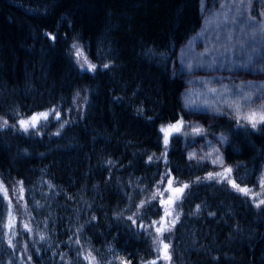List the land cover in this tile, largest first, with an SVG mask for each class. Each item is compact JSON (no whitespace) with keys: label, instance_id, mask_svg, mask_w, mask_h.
Instances as JSON below:
<instances>
[{"label":"trees","instance_id":"trees-1","mask_svg":"<svg viewBox=\"0 0 264 264\" xmlns=\"http://www.w3.org/2000/svg\"><path fill=\"white\" fill-rule=\"evenodd\" d=\"M200 1L0 0V187L20 186L27 225L17 215L10 247L0 190V264H104L107 246L130 264H161L149 226L168 179L182 191L176 220L157 233L166 264H264V122L207 126L224 137L228 180L160 130L185 116L171 67L200 26ZM72 43L93 70L76 64ZM44 109L57 117L15 127Z\"/></svg>","mask_w":264,"mask_h":264},{"label":"rangeland","instance_id":"rangeland-1","mask_svg":"<svg viewBox=\"0 0 264 264\" xmlns=\"http://www.w3.org/2000/svg\"><path fill=\"white\" fill-rule=\"evenodd\" d=\"M200 26L177 49L171 74L183 79V89L180 94L184 117L160 126L163 139L165 131L168 136L180 134L182 151L187 159L197 160L214 168L212 175L227 179L228 171L222 166L221 148L224 137L217 132L207 133L209 123L217 117L252 125L249 117L256 113L257 123L260 114L264 112V0H214L212 4L206 1L199 3ZM222 34L225 40L219 44L217 36ZM229 50L224 45L229 43ZM72 56L82 69H90L89 62L81 47L72 43ZM217 47H222L219 50ZM79 53V54H78ZM47 113V117H39L35 127L47 118H56L52 109L33 112L15 121V127L21 131L35 127L31 126L32 117ZM21 121H27L22 125ZM63 121H60L62 123ZM5 122H1L3 126ZM7 125V124H6ZM175 125L179 131L171 126ZM27 128V130H25ZM196 129H200L199 132ZM228 180V179H227ZM264 162L257 175L256 198L264 191ZM182 187L174 185L168 179L165 186L156 192L161 203L162 211L157 219L149 226L150 235L154 240L155 251L161 264L164 259L165 242L159 232L165 231L177 218L175 202ZM5 206L3 229L7 242L12 247L15 234L16 217L19 224L26 229V219L23 217L22 190L14 184L9 192L0 187ZM248 193V192H247ZM19 210V212L17 211ZM157 229H160L158 232ZM152 231V232H151ZM104 264H130L127 255L112 246L106 248ZM20 255L17 254L16 260ZM7 263L10 264L9 258Z\"/></svg>","mask_w":264,"mask_h":264},{"label":"snow or ice","instance_id":"snow-or-ice-1","mask_svg":"<svg viewBox=\"0 0 264 264\" xmlns=\"http://www.w3.org/2000/svg\"><path fill=\"white\" fill-rule=\"evenodd\" d=\"M78 54H79V53H78ZM105 67H106V66H105ZM89 68H90V70H93V69L95 68V65H90ZM39 117H45V118H46V117H47V113H41V114H39L38 117H32V118H31V120H32L31 126H32V127H35V122H36V120H37ZM246 118L249 119L250 122H252V127L255 128V127H256V124H257V122H258V121H256V119H255V118H256V113H252L249 117H246ZM259 121H260V122H264V112H262V113L260 114ZM6 123H7V122L5 121V124H6ZM21 124H22V125H27L28 122H27V121H21ZM171 127H172L174 130L179 131V128H177L175 125H173V126H171ZM25 130H27V128H25ZM162 131H165V145H167V143H168V133H167V130L162 129ZM196 131L199 132L200 129H196ZM150 159H151V158H150ZM226 171L231 172V169H227ZM211 175H212V174H210V178H211ZM261 183L264 184V180H262ZM185 187H187V185H185ZM233 187H234V188H237L239 191L244 192V193H247L248 191H250L249 189L239 188V186L236 185L235 183H233ZM178 191H182V189H181V190H178ZM260 203H261V204H264V201H261ZM129 219H131V217H129ZM157 231L159 232L160 229H157ZM163 248H164V259H170V257L168 256V253H167L168 245H167V244H164V245H163ZM151 264H156V262H155V261H152Z\"/></svg>","mask_w":264,"mask_h":264}]
</instances>
